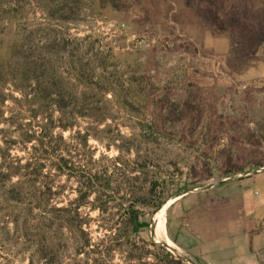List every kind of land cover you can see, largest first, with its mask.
I'll return each instance as SVG.
<instances>
[{
  "label": "rangeland",
  "instance_id": "obj_1",
  "mask_svg": "<svg viewBox=\"0 0 264 264\" xmlns=\"http://www.w3.org/2000/svg\"><path fill=\"white\" fill-rule=\"evenodd\" d=\"M197 3L0 0V172L6 158L31 164L32 179L34 150L49 154L40 182L0 174V264H264V215L246 209L264 211V0H213L236 29H217ZM44 61L48 78L94 111L63 114L70 97H52L36 101L46 105L34 118L21 88L39 80L23 85L22 71ZM74 64L93 81L76 79ZM61 157L98 175L88 199ZM220 190L238 194L219 201ZM163 201L171 235L199 234L183 248L156 233Z\"/></svg>",
  "mask_w": 264,
  "mask_h": 264
},
{
  "label": "trees",
  "instance_id": "obj_2",
  "mask_svg": "<svg viewBox=\"0 0 264 264\" xmlns=\"http://www.w3.org/2000/svg\"><path fill=\"white\" fill-rule=\"evenodd\" d=\"M189 1H193V0H189ZM195 1H198L197 4H198L199 14L201 16H203L208 22H210L217 29H224L230 23L233 24V27L235 29L239 27V23L236 21V19L220 17V15L218 14V12L220 10L217 12L216 11L217 7L215 6L213 8V0H195ZM224 23H226L225 26H224ZM239 31H241L240 33H247L248 36L251 37V35L247 31H243V27ZM259 34H261V33H259ZM258 35H257V37L260 38L261 36H258ZM71 56H73V55L71 54ZM48 65H49V63L48 62L46 63L44 61L43 63H41V68H39V69H32V70L23 69V71H22V79L24 81L23 85H25V83L27 84L31 78L39 80V81H37V85H35V87L32 88L31 92H26L25 86H23L21 88V91H22L21 93L23 94V96L26 99L31 95V97H30L31 99L27 100V101H29L31 103L30 106L32 109L31 111L33 113V117L37 118L38 115L45 113L43 110H45L46 104H39L37 106H34L35 103H37L36 101L39 99H42V100H45L47 102L49 100H52L53 99L52 97H55L53 101H57V99H58V102H60V99L64 100L67 96L70 97L71 101H70L69 105H66V104H64V106L58 105L59 110L63 114H65L64 109L69 108V107L70 108L72 107L71 112H75L78 110L94 111V108H91L90 106L85 105L84 102L73 101L72 97H74V96L71 95L72 92H66L61 87L59 88L56 84H54V82L51 81L52 79L48 78L49 77L48 75L50 73ZM71 69L73 71H76V73H77V75L75 76L76 79L81 77V78H84L87 80V82H85V84H89L93 81L92 77H94V75L92 76V75H90L89 72L84 71L83 65L79 66V64H78V66H76V64H74V65H71ZM98 79H100V78H98ZM57 97H59V98H57ZM46 119H48V121L45 124H42V127L40 129L41 132L45 133V134L42 133L43 136H41V137H43V139H45L47 137L48 138L53 137V128L55 127L52 125L51 114L48 115V118H43V120H46ZM60 127L62 129H67L68 126L66 124H61ZM33 137H36L35 132L33 134L29 135L28 138H26V142H30L33 139ZM40 144L43 146L44 145L43 141H41ZM63 148H65V147H63ZM68 150H69V148H68ZM47 153H48V150H34V154H33L31 159H34L32 161L35 162V165L40 166V167L38 169H32V170H34V173H31V176H33L32 179H31V177H29L27 174L24 173L25 170H28V168L30 167L29 165H31V164L24 166V165H19V163L14 164L12 161H11L12 163H7L6 158H3V163H2L3 165L1 166L3 168L4 173L0 172V174L6 178H9V179H11L13 177V175H19L20 176L19 182H26V180L28 182H31V183L40 182L39 180L41 177H43L42 171H44L43 167L45 165L39 163L38 160L41 158L43 159L44 157H45L44 160L49 159L48 158L49 154H47ZM45 155H47V156H45ZM61 158L65 160L64 157H61ZM68 163H69V160H67L65 162L64 167L61 165L60 168H58V169H60V171H64V169H67L70 171V173L73 172L75 177H77L78 182H80L81 185L85 186V189L84 188H81V190L79 189V192H81V199H84V200L88 199L90 195H92L93 193L96 192V190H95L96 187H99V184L97 183V181H95L98 179V175H93L92 171L90 169H86L87 167L82 168V166L80 164L75 165V163H71V165H70ZM20 184H24V183H20ZM107 187H109V183L107 184ZM51 193H52V190L50 187L49 193H48L49 198H50ZM21 195L25 196L26 193L21 194V192H20L17 194V196H19V197ZM164 202L165 201L161 202L160 205H162V204L164 205L165 204ZM87 203H89V202H87ZM133 222H134V226H135L137 224V219L135 216L133 217Z\"/></svg>",
  "mask_w": 264,
  "mask_h": 264
},
{
  "label": "crops",
  "instance_id": "obj_3",
  "mask_svg": "<svg viewBox=\"0 0 264 264\" xmlns=\"http://www.w3.org/2000/svg\"><path fill=\"white\" fill-rule=\"evenodd\" d=\"M249 179L251 178V177H248ZM248 178H245V179H248ZM233 181V180H232ZM231 180L230 181H226V182H223V183H221V184H219V185H230V183L232 182ZM216 186H218V185H215V186H212V184L211 185H209V186H207V187H205L206 189H203V192H208L209 190H211V189H213L214 187H216ZM256 191L255 192H257V191H259L258 189H255ZM261 190H262V192H264V187L263 188H261ZM222 190H220V192H221ZM202 192V193H203ZM221 193H223V195H220L219 196V201L222 199V200H224L225 199V197H227V198H231V197H233V196H236V194H238V193H236L235 191H234V193L232 194V195H228V192H227V194H225V192H221ZM185 195H187V194H185ZM185 195H183V196H181L182 197V199H184V197H188V195L187 196H185ZM229 196H231V197H229ZM175 201V200H174ZM173 201V202H174ZM172 202V203H173ZM263 202V201H262ZM246 209L248 210L247 211V217H255V218H257V217H262L263 215H264V211H257L254 207H252V204L251 203H249V201H247V206H246ZM165 222H166V219H165ZM175 233H173V235H171V228L169 227V230L168 229H166V223H165V236H163V238L164 239H166V240H168V242L170 243V244H172V242H171V239L173 240V242L177 245V247L179 248V246L180 247H182L183 248V244H184V242H183V238L185 239V235H187V233L188 232H184L185 231V228H181L180 226L179 227H176L175 228ZM189 235H190V237L192 236V235H199V234H197V233H191V232H189L188 233ZM171 238V239H170ZM191 242H192V240H191ZM201 242V241H200ZM201 244V243H200ZM200 247V248H199ZM198 248H199V251H200V253H203V256L204 257H207L208 255L210 256V254H211V250L208 248V246L207 247H205V246H203V245H201V246H199Z\"/></svg>",
  "mask_w": 264,
  "mask_h": 264
},
{
  "label": "bare ground",
  "instance_id": "obj_4",
  "mask_svg": "<svg viewBox=\"0 0 264 264\" xmlns=\"http://www.w3.org/2000/svg\"><path fill=\"white\" fill-rule=\"evenodd\" d=\"M177 198L172 199L169 204H171L174 200ZM167 207V206H166ZM162 209V208H161ZM165 208H163L158 216V221H157V227H156V233L159 237L165 236Z\"/></svg>",
  "mask_w": 264,
  "mask_h": 264
},
{
  "label": "water",
  "instance_id": "obj_5",
  "mask_svg": "<svg viewBox=\"0 0 264 264\" xmlns=\"http://www.w3.org/2000/svg\"><path fill=\"white\" fill-rule=\"evenodd\" d=\"M259 172H261V170H260V169H257V170H254V171H253V174H257V173H259ZM230 180H231V179L222 180V181H219V182H216V183L212 184V186L219 185V184H221V183H223V182L230 181ZM204 189H206V188H204ZM189 192H190V191H186V192H184V193H182V194H180V195H177L175 198L181 197V196H183V195H185V194H188ZM166 204H167V203H165L164 205H162V206L160 207L159 210H161V208H163ZM154 236H155V232H154ZM164 246L169 247V248H172V246H170V244H168V243H164ZM172 249H173V248H172Z\"/></svg>",
  "mask_w": 264,
  "mask_h": 264
},
{
  "label": "built area",
  "instance_id": "obj_6",
  "mask_svg": "<svg viewBox=\"0 0 264 264\" xmlns=\"http://www.w3.org/2000/svg\"><path fill=\"white\" fill-rule=\"evenodd\" d=\"M255 195H258V192H255ZM262 204L264 205V201L262 202Z\"/></svg>",
  "mask_w": 264,
  "mask_h": 264
}]
</instances>
